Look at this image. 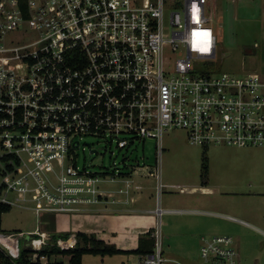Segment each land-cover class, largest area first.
<instances>
[{
    "label": "built area",
    "instance_id": "1",
    "mask_svg": "<svg viewBox=\"0 0 264 264\" xmlns=\"http://www.w3.org/2000/svg\"><path fill=\"white\" fill-rule=\"evenodd\" d=\"M207 4L0 0V204L36 216L23 248L32 251L33 264L48 260L39 257L49 240L40 227L44 214L69 223L112 197L100 187L115 176L123 178L120 195L141 190L133 174L143 168L132 165L138 143L156 139L159 158L168 130L207 149L264 147V74L206 67L218 42ZM87 137L121 155L123 165L114 164L112 176L80 163L81 153L97 152ZM157 177L159 199L166 187L188 192ZM65 226L61 233H68ZM25 236L0 232V252L10 264H18ZM154 237V253L141 264L167 261L160 232ZM76 241L59 244L68 249ZM199 250L198 264H241L231 236H203Z\"/></svg>",
    "mask_w": 264,
    "mask_h": 264
},
{
    "label": "rangeland",
    "instance_id": "2",
    "mask_svg": "<svg viewBox=\"0 0 264 264\" xmlns=\"http://www.w3.org/2000/svg\"><path fill=\"white\" fill-rule=\"evenodd\" d=\"M207 17L218 42L216 56L206 67L240 76L264 74V0H208ZM161 140V158L156 139L138 143L132 165L143 170L134 173L133 179L142 188L134 191L133 197L118 193L124 183L122 177L115 176L114 181L104 182L100 187L112 197L72 216L69 223L67 217L44 214L40 227L49 238L47 247L63 248L59 241L65 242L79 232L129 247L153 230V237L158 231L161 234L163 259L167 260L163 264H198L201 238L225 235L234 239L241 264H264V147L215 144L207 149L190 144L179 130L165 131ZM86 141L94 142L97 152L81 153L80 163L95 171L109 172L110 176L114 164L121 168L122 157L117 150L112 153L105 143H97L93 138L87 137ZM157 175H161L163 185H179L188 192L180 193L165 186L161 199L157 198ZM206 187L213 192H203L201 188ZM159 208L173 212L160 216ZM150 210H154L153 214ZM145 215L155 217L152 227L148 220L139 221ZM225 215L248 221L250 226L230 221ZM37 224L30 211L12 207L2 215L0 232L26 233L20 239L23 249L33 238L29 233L36 230ZM64 226L69 238L60 237ZM76 245L77 241L70 248ZM68 260L66 256H57L42 264H68ZM83 264L134 263L125 255H86Z\"/></svg>",
    "mask_w": 264,
    "mask_h": 264
},
{
    "label": "trees",
    "instance_id": "3",
    "mask_svg": "<svg viewBox=\"0 0 264 264\" xmlns=\"http://www.w3.org/2000/svg\"><path fill=\"white\" fill-rule=\"evenodd\" d=\"M209 172V169H207ZM11 207L0 204V222L2 215L11 211ZM153 230L147 232L145 236H142L139 240V246L136 250L123 251L118 249L113 244H108L104 240L97 238V236L91 234H85L83 232L77 233V245L73 248H61V247H45L39 252V257L46 256L49 260L53 257L63 256L68 257L69 264H82L83 258L86 255L112 257L115 255H137L146 257L154 253L155 248V237H153ZM69 238L70 233H62L60 237ZM33 253L29 249H24L21 252V257L18 260V264H33L31 261ZM0 264H10V259L3 253L0 252ZM39 264V262H38ZM61 264V263H60Z\"/></svg>",
    "mask_w": 264,
    "mask_h": 264
},
{
    "label": "crops",
    "instance_id": "4",
    "mask_svg": "<svg viewBox=\"0 0 264 264\" xmlns=\"http://www.w3.org/2000/svg\"><path fill=\"white\" fill-rule=\"evenodd\" d=\"M202 189V191L203 192H213V191H211L210 190V188L208 187H206V188H201ZM193 190V189H192ZM206 190V191H205ZM117 200H119V201H122L121 199H117ZM124 202L126 201V200H123ZM132 202V200H128V203H131ZM126 204H128L127 203V201L125 202ZM155 210V209H154ZM154 210H150V211H148L149 213H152L153 214V212H154ZM129 211V210H128ZM130 213V212H129ZM167 213H171V212H167ZM135 213H133L132 215H134ZM145 214V213H144ZM228 216H230V215H225V216H223V217H228ZM230 217H234V216H230ZM141 218H143V220H139V221H141V223L144 221H146L147 222V220H148V222H149V224H151L149 227H152V224H154L155 223V221H156V219H155V217H148V216H143V217H141ZM234 218H236L237 220H239L237 223H240V224H243V225H246V226H250V223L248 222V221H245V220H243V219H240V218H237V217H234ZM144 219H146V220H144ZM141 225H144V224H141ZM140 227V226H139ZM142 227H144V226H142ZM151 229H154V228H151ZM149 230V229H148ZM100 239V238H99ZM101 240H104L105 241V239H101ZM106 243H108V244H110V243H115L116 244V246H117V248L118 249H120V250H123V251H130V250H136L137 248H138V244L137 243H134V245L133 246H124V245H121V243H117V242H114V241H111L110 243L108 242V241H105ZM125 258H128V259H130L131 260V262L132 263H136V264H141L142 263V261H143V258L144 257H141V256H137V255H130V256H126L125 255ZM83 260H84V258H83ZM123 260V259H122ZM69 261V260H68ZM59 262V261H58ZM69 264V263H68ZM83 264V263H82Z\"/></svg>",
    "mask_w": 264,
    "mask_h": 264
},
{
    "label": "bare ground",
    "instance_id": "5",
    "mask_svg": "<svg viewBox=\"0 0 264 264\" xmlns=\"http://www.w3.org/2000/svg\"><path fill=\"white\" fill-rule=\"evenodd\" d=\"M198 190H200V189H198ZM192 191H196V190L193 189ZM205 191H206V190H205ZM184 194H185V193H184ZM160 216H161V215H160ZM159 222H160V221H159Z\"/></svg>",
    "mask_w": 264,
    "mask_h": 264
}]
</instances>
